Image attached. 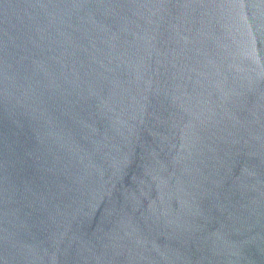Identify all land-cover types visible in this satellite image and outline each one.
Here are the masks:
<instances>
[{"label":"water","instance_id":"95a60500","mask_svg":"<svg viewBox=\"0 0 264 264\" xmlns=\"http://www.w3.org/2000/svg\"><path fill=\"white\" fill-rule=\"evenodd\" d=\"M0 264H264V0H0Z\"/></svg>","mask_w":264,"mask_h":264}]
</instances>
